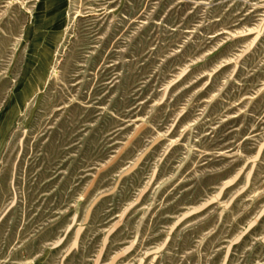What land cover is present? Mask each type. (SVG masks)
I'll list each match as a JSON object with an SVG mask.
<instances>
[{
	"label": "rangeland",
	"instance_id": "1",
	"mask_svg": "<svg viewBox=\"0 0 264 264\" xmlns=\"http://www.w3.org/2000/svg\"><path fill=\"white\" fill-rule=\"evenodd\" d=\"M264 0H0V264H264Z\"/></svg>",
	"mask_w": 264,
	"mask_h": 264
},
{
	"label": "crops",
	"instance_id": "2",
	"mask_svg": "<svg viewBox=\"0 0 264 264\" xmlns=\"http://www.w3.org/2000/svg\"><path fill=\"white\" fill-rule=\"evenodd\" d=\"M261 202H262V206L261 209L259 210L260 215H257L258 218L256 223L260 222L261 220L264 223V199H261ZM261 237L264 239V232Z\"/></svg>",
	"mask_w": 264,
	"mask_h": 264
}]
</instances>
